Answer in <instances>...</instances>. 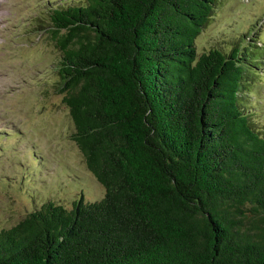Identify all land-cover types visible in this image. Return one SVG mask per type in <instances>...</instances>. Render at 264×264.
I'll list each match as a JSON object with an SVG mask.
<instances>
[{
    "label": "trees",
    "instance_id": "obj_1",
    "mask_svg": "<svg viewBox=\"0 0 264 264\" xmlns=\"http://www.w3.org/2000/svg\"><path fill=\"white\" fill-rule=\"evenodd\" d=\"M216 1L51 10L70 139L103 196L0 229V264H264V136L240 100L252 66L241 44L195 53Z\"/></svg>",
    "mask_w": 264,
    "mask_h": 264
},
{
    "label": "rangeland",
    "instance_id": "obj_2",
    "mask_svg": "<svg viewBox=\"0 0 264 264\" xmlns=\"http://www.w3.org/2000/svg\"><path fill=\"white\" fill-rule=\"evenodd\" d=\"M83 0H0V229L51 201L69 209L103 188L86 169L61 102L51 10ZM241 44L252 69L243 110L264 136V0H217L194 39L196 56ZM243 51V52H244Z\"/></svg>",
    "mask_w": 264,
    "mask_h": 264
}]
</instances>
